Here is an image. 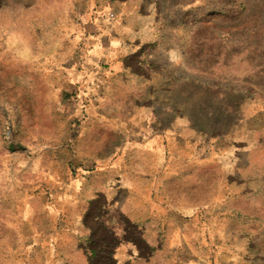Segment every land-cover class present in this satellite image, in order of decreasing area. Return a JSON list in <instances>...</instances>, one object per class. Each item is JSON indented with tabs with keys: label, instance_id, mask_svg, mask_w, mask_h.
<instances>
[{
	"label": "rangeland",
	"instance_id": "374dc122",
	"mask_svg": "<svg viewBox=\"0 0 264 264\" xmlns=\"http://www.w3.org/2000/svg\"><path fill=\"white\" fill-rule=\"evenodd\" d=\"M123 26L115 70L92 49ZM93 157L160 178V254L264 264V0H0V264H53L55 240H81L67 192Z\"/></svg>",
	"mask_w": 264,
	"mask_h": 264
},
{
	"label": "crops",
	"instance_id": "0c3cea01",
	"mask_svg": "<svg viewBox=\"0 0 264 264\" xmlns=\"http://www.w3.org/2000/svg\"><path fill=\"white\" fill-rule=\"evenodd\" d=\"M126 19L129 20L126 21ZM126 19L125 22L127 23L133 21L132 18L127 17ZM124 28L128 31L124 29L113 35L111 33L107 35L106 32H100L94 38L95 46L92 50L97 51V53L101 52L106 58L111 59L112 64H116L115 70H118L119 68L117 67L121 66V58L129 53V48L126 47L128 44H126L125 39L129 38L132 30L127 26ZM107 39L108 44L105 41ZM137 145L154 151L155 156H159L160 152L165 149L164 145L161 146L162 144L158 142H138ZM155 145L157 146L156 148ZM86 161L84 162L85 164L79 165L86 174H83V177L77 180L76 186L72 182L70 190L67 192L70 195V200L78 199V210L74 208V205L69 209L71 217L69 228L72 231L79 232L81 240H71L64 244L58 239L55 240L52 248L56 251L53 250V252H59V254H53L50 263L198 264L192 260V257L183 259V257L178 256L175 261L171 256L166 257L164 254H160L162 244L158 238L159 236H155L156 240L150 238V232H162L166 225V222H163L161 224L163 227H160L159 220H151V216L155 213L162 214L163 221L166 219V214L160 213L159 208L151 204V201L156 197L159 198L161 194V186L157 185V183L161 182L159 177L153 181L154 185H151L149 182L151 180L150 177L143 175L137 166L135 169L133 168V178H126L125 175L120 176V178L118 174H115V169L110 164L103 163L102 167L99 166L97 170L90 171L94 168V165L89 164L90 166H88L86 163L96 162L97 157ZM153 162L155 163L153 164L155 167H160L159 159ZM151 163H149L150 166H152ZM102 199H104V203L109 204L108 207L105 206V209L96 206L98 201ZM147 203L150 206H147ZM129 204L133 206L134 213L132 215L127 208ZM118 209H121V213L128 217L127 220H131L132 225L141 232V238L144 241L142 242V246L148 251V255L140 253L143 247H140L137 243L118 238V234L116 233V230H118L116 228L117 223L111 216ZM102 210L104 211L102 212ZM105 214L106 216L102 217ZM53 215H56V218H58L59 213L54 212ZM58 225V222H54L53 228L56 229L55 227ZM92 232H97V234L94 233L92 235ZM99 236L100 238H98ZM57 257H61L60 260ZM203 263H207V260Z\"/></svg>",
	"mask_w": 264,
	"mask_h": 264
},
{
	"label": "built area",
	"instance_id": "2783aa9c",
	"mask_svg": "<svg viewBox=\"0 0 264 264\" xmlns=\"http://www.w3.org/2000/svg\"><path fill=\"white\" fill-rule=\"evenodd\" d=\"M112 16H113V14H112Z\"/></svg>",
	"mask_w": 264,
	"mask_h": 264
}]
</instances>
